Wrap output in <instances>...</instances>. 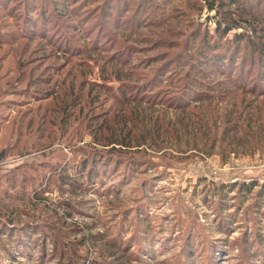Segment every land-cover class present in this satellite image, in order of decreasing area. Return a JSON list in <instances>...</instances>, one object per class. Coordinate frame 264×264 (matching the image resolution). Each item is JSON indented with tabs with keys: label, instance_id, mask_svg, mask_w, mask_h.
I'll return each mask as SVG.
<instances>
[{
	"label": "rangeland",
	"instance_id": "obj_1",
	"mask_svg": "<svg viewBox=\"0 0 264 264\" xmlns=\"http://www.w3.org/2000/svg\"><path fill=\"white\" fill-rule=\"evenodd\" d=\"M55 1L0 0V264H264V0Z\"/></svg>",
	"mask_w": 264,
	"mask_h": 264
},
{
	"label": "trees",
	"instance_id": "obj_2",
	"mask_svg": "<svg viewBox=\"0 0 264 264\" xmlns=\"http://www.w3.org/2000/svg\"><path fill=\"white\" fill-rule=\"evenodd\" d=\"M64 0H60V1H55L56 3H62ZM240 0H229V4L234 5L239 7V12L247 15L248 17H252L251 14H253V11L250 10V12H248L244 7H240L239 3ZM54 2V1H53ZM65 4H67L65 2ZM54 8H58V7H54ZM212 8V7H210ZM106 9L104 8V11ZM238 26L235 24H226V27H224L221 31V34L225 37L226 34L231 31L234 28H237ZM105 30L102 29V31L100 32L103 33ZM105 34V33H104ZM243 35H241V33L237 34L236 36H234V40H229V39H225L224 41V45L217 44L215 41H213L212 43H205L204 45V50H202V52H200V58L197 59L198 63H191L189 65V67H192V70H194L195 74L194 75H200V77H193L191 76V70L187 71L185 73V84H184V91H183V95L182 98L180 99V101L178 102V107L180 108H184V106H188V104H190V106L192 104L194 105H198L200 102H205L207 100L209 101H213L214 99V93L212 91H209L210 89L208 88L210 86V83H204V80H207L206 78L209 77V75L212 72H215L214 69L216 70L217 67H221V72H225V71H229L231 69V66L233 63L236 64L237 60H233L234 57L236 56V54L239 52V44L241 41L245 40L242 38ZM251 46L254 49H251V51L248 53V59H246V65L247 66V61H248V71H253L254 69L256 70V77L258 78L259 83H254L252 82L251 85H249L248 88H252L249 89L251 90L252 94H255L258 96L264 95V41H262L260 44L254 45L251 44ZM221 47H224L227 50H232L231 55H229L228 57H224L226 55H224L223 51H221ZM244 48L245 45L243 47V50L241 51L242 54L240 55L241 58H243V52H244ZM228 54V52L226 53ZM237 58V57H236ZM226 61V62H224ZM228 61V62H227ZM239 64L241 63V59L238 60ZM225 63H228V65ZM212 64H214L216 66V68L212 69ZM243 67V65H240V68ZM204 81V82H203ZM203 82V83H202ZM250 84V83H249ZM151 103V102H150ZM121 143H118L117 141H110V144H122L124 146H126L122 141H120ZM129 144V142H127V145ZM87 177L90 179V171L88 173H86ZM79 178H82V175L78 174ZM67 183H68V187H75V188H79L81 186H79L77 184V179L71 178V179H66ZM241 188H243L244 190L246 189V191H248L249 186H245V185H241Z\"/></svg>",
	"mask_w": 264,
	"mask_h": 264
}]
</instances>
